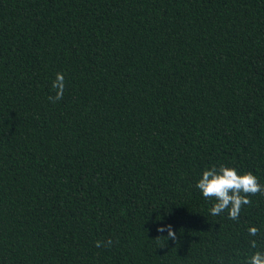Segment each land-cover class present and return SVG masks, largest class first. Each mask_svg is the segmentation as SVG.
Wrapping results in <instances>:
<instances>
[{
	"label": "trees",
	"instance_id": "1",
	"mask_svg": "<svg viewBox=\"0 0 264 264\" xmlns=\"http://www.w3.org/2000/svg\"><path fill=\"white\" fill-rule=\"evenodd\" d=\"M214 164L264 184V0H0V264H245Z\"/></svg>",
	"mask_w": 264,
	"mask_h": 264
},
{
	"label": "clouds",
	"instance_id": "2",
	"mask_svg": "<svg viewBox=\"0 0 264 264\" xmlns=\"http://www.w3.org/2000/svg\"><path fill=\"white\" fill-rule=\"evenodd\" d=\"M63 74L57 73V79L53 82V88L57 89V95L50 99L59 100L62 98ZM195 187L200 191L203 198L213 200L212 207L209 209L211 216H220L227 211L228 218L238 220L241 208L249 205L251 200L249 194L264 191V184H261L258 177L251 171L241 173L236 167L226 164L211 165L206 167L196 182ZM160 232L167 231V238L175 239L176 232L171 225H161ZM258 228L251 226L248 228L250 236H256ZM252 247L256 248L253 240ZM245 264H264V251H256L249 255Z\"/></svg>",
	"mask_w": 264,
	"mask_h": 264
}]
</instances>
